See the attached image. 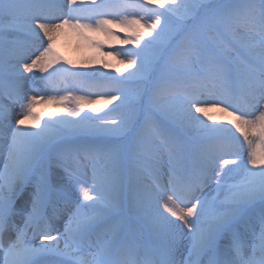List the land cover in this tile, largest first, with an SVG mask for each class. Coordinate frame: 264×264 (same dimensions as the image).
<instances>
[{"label":"snow or ice","instance_id":"6c2138e0","mask_svg":"<svg viewBox=\"0 0 264 264\" xmlns=\"http://www.w3.org/2000/svg\"><path fill=\"white\" fill-rule=\"evenodd\" d=\"M17 33L39 43L7 84L0 63V102L19 105L11 120L0 103V264H264V0H0V60ZM65 33L96 51L108 44L102 54L134 71L117 80L70 70L54 53ZM114 39L133 47L112 49ZM58 76L89 88L100 77L115 90L92 99L65 85L61 94ZM209 85L224 98L198 99ZM117 100V116L81 114ZM40 104L63 115L41 126ZM220 105L248 151L246 161L220 156L216 167L204 141L231 129L197 114ZM240 169L245 179L229 184ZM145 229L159 245L141 252Z\"/></svg>","mask_w":264,"mask_h":264},{"label":"rangeland","instance_id":"374dc122","mask_svg":"<svg viewBox=\"0 0 264 264\" xmlns=\"http://www.w3.org/2000/svg\"><path fill=\"white\" fill-rule=\"evenodd\" d=\"M132 2L133 3L142 2V0H132ZM158 10L163 11L162 9H158ZM113 31L117 32L120 39H123L126 35V33L121 32L117 28H113ZM67 39H70L69 40L70 42H68ZM8 40H16L17 43L15 45H10L8 43ZM34 43L38 46L39 42H34L32 38H30L25 33L13 34L5 38V41L2 45V48H3L2 60H0V63L3 64V68H4L5 84H7L9 80L8 73L12 67L9 62L10 56L12 55V53H14L15 55L14 57L21 56L20 58H13V60H11V62H14V64H17L18 60L29 58L31 53L35 50V48L33 47ZM44 43L46 44V40L44 41ZM80 47H82V49L84 48L85 50L81 58L79 59V57H77L78 54L76 52V49ZM132 47H133L132 45H121L115 39L111 41L112 49L125 50L127 48H132ZM108 50H110L109 46L108 44H105L102 52L106 53ZM102 52L88 48L87 46L84 45L82 41H80L77 37H75L71 33H65L64 35H61L56 40V43L54 45V53L55 55L61 58L60 63L64 64L65 61H71L72 64L71 65L65 64V67H69L70 70L72 71H84V72H90V70L92 72L99 71V72L106 74L107 76L115 77L117 80L124 79V77H126L129 72L134 71V69H124L123 66L117 62V60H113L110 57L103 55ZM104 63L111 65V67L105 68L103 66ZM73 65H75V67H73ZM54 67H59V64L55 65ZM116 68H121L122 71L117 72ZM40 75L41 74L38 72L25 73V76H29V77L40 76ZM32 83H33L32 81H29L30 86ZM56 83L58 86V90L60 91L61 94H64V87L65 85H67L69 88L73 89L75 95L87 94L92 99L99 98L97 93L109 92V91L115 90L113 87L103 86L107 82L104 81L100 77L96 78V83L101 86H98L95 88H89L87 85L81 86L80 81L73 79L72 77L65 78V77L58 76L56 78ZM35 85L37 89L40 91H45V92L50 91V89L44 88V85L41 81H36ZM126 87L129 90H135L137 86L135 83H130ZM197 98L200 100H205V101H214L217 99L224 98V93L219 87L214 88L211 85H209L208 88L206 89L205 88L200 89V94L197 96ZM0 103H2L3 107L5 108H11V120H15L17 118V114L19 111V105L12 104L6 98ZM119 103L120 101L117 100L112 104L95 105V107H98L101 109V111L98 113H93L90 107H85L81 114L87 115V116H97V115L105 116L106 114L109 116H117L120 113H113L110 110L112 108H115L116 105ZM43 106H45L46 109H49V110L55 109V106L47 105V104H40L36 107L34 115L40 117L41 126H43L45 122L53 121L44 113V111H42ZM219 107H222V105L218 107H209L207 116L203 114H197L207 125H210L212 127H223V128L231 129L230 133L221 134L219 136L206 139L204 141V143L215 147V152H214L215 166L219 167V164L222 162L219 160L220 156H224V158L226 159H238V160L243 159L244 161H246L248 146L247 144L243 142V137L240 136V134L236 132L235 129L232 128V126L228 123V121L231 120L232 118L228 116L226 112L219 113L218 112ZM121 111L123 112L126 110H121ZM208 117H212V119L209 120ZM222 145H231V147H222ZM234 153H238V154H234ZM5 159H6V153L4 156H0V170H2L3 168V163ZM197 164H198V160L194 155L191 161V167H195ZM228 167H234V166L229 165ZM254 171H258V169ZM90 175L91 173L89 171V177ZM184 175H185V171L183 169L179 170V176L183 177ZM244 179H245V174L243 170L240 169L232 173H229L227 177V182L229 184H235V183H240ZM144 182L150 183V180L148 179L146 172L144 173ZM211 183H212V187H208L204 190V196L208 197L209 199H211L212 195H215V193L213 192L214 181ZM125 214L128 216H131L133 215V210L128 209ZM17 223L22 226V221L19 218H17ZM177 223H180V222L177 221ZM184 231L186 232L187 229H184ZM93 239H95V237ZM39 242L40 241L38 239L33 240V243H39ZM139 244L141 246V252H142L145 246L155 249L156 247H158L159 241L154 238H151L148 235V230L145 229L144 232L139 234ZM180 246H181V251L184 253V256H187V248L189 246V241L186 238L181 240ZM61 247H63V242H61ZM177 258L180 259L181 257L178 256Z\"/></svg>","mask_w":264,"mask_h":264},{"label":"bare ground","instance_id":"6f19581e","mask_svg":"<svg viewBox=\"0 0 264 264\" xmlns=\"http://www.w3.org/2000/svg\"><path fill=\"white\" fill-rule=\"evenodd\" d=\"M42 35V34H41ZM70 39H67V41L68 42H70L69 41ZM84 48L82 49V47H80V48H77L76 49V52H77V57H79V59L81 58V56H82V54H83V52H84ZM15 55H14V53H12V55L10 56V64H11V66H13V65H16V64H14V62H11V60H13V58H20L21 56H19V57H14ZM90 72H92L91 70H90ZM42 111H44V113L50 118V119H52L53 121L54 120H56V119H58L62 114L61 113H59V112H57V109L55 108L54 110H49V109H46V107L45 106H43L42 107ZM218 112L219 113H221V111H219L218 110ZM26 124L28 125V126H31L32 124H33V121H27L26 122ZM76 194L77 195H79V193H78V190H76Z\"/></svg>","mask_w":264,"mask_h":264}]
</instances>
